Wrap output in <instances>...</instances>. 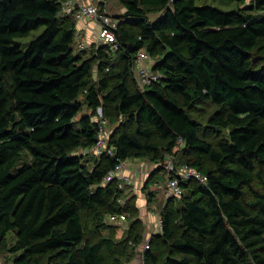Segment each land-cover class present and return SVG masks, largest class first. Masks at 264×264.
<instances>
[{
  "label": "trees",
  "instance_id": "trees-1",
  "mask_svg": "<svg viewBox=\"0 0 264 264\" xmlns=\"http://www.w3.org/2000/svg\"><path fill=\"white\" fill-rule=\"evenodd\" d=\"M64 1L0 0V254H14L12 264H122L142 234L116 240L103 230L122 224L109 215L127 223L135 198L119 179L103 180L129 159H147L159 173L173 154L176 169L207 181L189 180L168 198L144 264H264V64L253 54L264 39V0L229 9L118 0L117 50H75L77 22L61 14ZM140 50L158 73L143 91L132 70ZM100 117L113 152L97 156L86 151ZM209 131L226 138L212 144Z\"/></svg>",
  "mask_w": 264,
  "mask_h": 264
},
{
  "label": "built area",
  "instance_id": "built-area-1",
  "mask_svg": "<svg viewBox=\"0 0 264 264\" xmlns=\"http://www.w3.org/2000/svg\"><path fill=\"white\" fill-rule=\"evenodd\" d=\"M61 14L72 16L77 24L84 23V28L89 24V30L92 31L94 35L93 39L88 36L81 34V30L77 27L76 30V42L77 49H85L90 43H95L97 45H108L112 50H117L120 46L117 43L115 37V30L118 27L119 19L110 16L105 12H100L97 3L87 2L86 0H65L61 3ZM91 23V24H90ZM93 26V27H92ZM153 60L150 55L144 51L140 50L136 54V59L133 65V73L137 83V86L141 91L144 90L148 85L155 82L158 75L152 70ZM99 116H101V110L99 109ZM106 120L100 117L99 121V138L96 143L86 152H90L94 155H101L104 152L112 154L113 147L108 148L107 144V133L105 131ZM181 143L178 144L177 149H179ZM125 165V161L119 162L113 170L109 171L103 180V184L117 178L121 182L118 187L123 189L124 185L130 183V180L123 178L121 171ZM162 171L165 174V190L168 197H180L183 194L182 184L189 180H197L201 183L207 181V177L197 171L194 168L188 166H182L180 168H175L174 165V155L169 154L161 163ZM118 201L122 202L120 198ZM109 222L124 223L126 221L125 214L109 215ZM158 226L161 229L162 220L158 218ZM149 246L146 244L145 246Z\"/></svg>",
  "mask_w": 264,
  "mask_h": 264
},
{
  "label": "rangeland",
  "instance_id": "rangeland-1",
  "mask_svg": "<svg viewBox=\"0 0 264 264\" xmlns=\"http://www.w3.org/2000/svg\"><path fill=\"white\" fill-rule=\"evenodd\" d=\"M244 3L243 6L247 5L248 2L250 0H242ZM238 1L236 0H199L198 5H200L201 3H207V4H216L217 6H220L223 9H229V8H233L235 6V4ZM105 11L108 15L113 16V17H118L120 15H122L125 12L124 7L121 5V3L118 0H106L105 2ZM158 16V13H156L155 11H151L149 12V17L151 20L155 19ZM42 28L36 30V31H32L30 33V35H28L27 37L24 38H20L21 42L26 44L28 43L34 36H37L40 32H41ZM76 36V33H75ZM74 49L76 50L78 48L77 46V42H76V37L74 38ZM253 54H254V58L260 63V64H264V39L259 40L256 48L253 50ZM94 74L93 77L96 78L97 77V68L95 67L94 64ZM157 73V72H156ZM158 74V73H157ZM89 113V110L85 107L82 106L81 108V113ZM226 132L222 131L219 133H213L212 131H209V135L207 136V140H209L212 144H218V141L220 140V138H226L225 137ZM96 156L92 155V156H86L85 160H86V164L87 167L89 169H91L93 167L94 164V158ZM128 163L129 165H134L136 167H143V166H150V165H155L153 163H151L149 160L147 159H129L127 161H125V163ZM183 166V165H182ZM150 167H148L149 169ZM147 169V171H148ZM161 173V172H159ZM161 176L164 177L165 179V174L163 173ZM157 178H159V176H157ZM156 178V179H157ZM254 186L257 188L258 186L260 187V183L258 180H255L254 182ZM152 189V191H150ZM165 188V187H164ZM124 194L128 197H130V195L134 196L135 198V210H131L129 213V219L127 223L121 224V225H115V226H110L109 228H104L103 230V234L105 236H109L111 238H115L116 240H123L125 238V236L127 235V233L130 231L131 235L129 236H133V234H135V232H140L143 236V240L141 241V243H139V245L135 246V250L132 254V256L126 255L121 259L122 264H144L143 259H144V250L146 249V244L148 245V241L149 239L146 237V233L145 230H147V228L145 227L147 225L146 219L144 218L143 215L144 214L143 210L141 209V206H145L147 211L150 212H157L158 218L160 210L167 205V200L168 197L166 195V190H156L154 189V187L152 186V183L149 184L148 187H146V185H144V178L142 177L137 183H135V185L133 183H128L126 188H124ZM160 192V194H159ZM166 198V199H165ZM141 204L138 205L137 204ZM148 204V205H147ZM175 204V203H174ZM146 211V212H147ZM86 218L88 219L90 217L89 213H85ZM99 221H96L95 223H98ZM132 222H135V229H133L131 231V229H129L132 226ZM158 224V223H157ZM92 231L90 230V228L86 229V235L87 237H91ZM153 236V235H152ZM150 238V237H149ZM8 240L9 243H14L15 239L14 237L9 234L8 235ZM128 247H131V242H129V244L127 243ZM130 253V250L128 251L127 254ZM14 259V254L9 253V252H3L0 254V264H12ZM161 262L159 261L158 264H160Z\"/></svg>",
  "mask_w": 264,
  "mask_h": 264
},
{
  "label": "crops",
  "instance_id": "crops-1",
  "mask_svg": "<svg viewBox=\"0 0 264 264\" xmlns=\"http://www.w3.org/2000/svg\"><path fill=\"white\" fill-rule=\"evenodd\" d=\"M87 2H92V3H98L100 0H86ZM84 23L80 22L77 24V27L81 30V34H84L86 36H88L90 39H93L94 35H92V31L89 30V24L87 27L84 28ZM91 24V23H90ZM93 27V26H92ZM148 167H150L148 169ZM158 168V165H150V166H143V167H136L134 165H129L127 162L125 163L122 171H121V175L123 178H127L130 180V184L133 183L135 185V183H137L142 177L144 178V185H146V183L149 181V178L153 177L155 180L152 183V186L154 187V189L156 190H164L165 188V179L163 176H161L163 174L162 171H160L161 173H158L156 170ZM148 169V171H147ZM157 172V173H154ZM154 174V175H153ZM157 176H159V178H157ZM157 178V179H156ZM153 188H151L150 191H152ZM160 194V192H159ZM166 199V198H165ZM138 204V202H137ZM141 205V204H138ZM148 205V204H147ZM142 210L144 211L143 213L146 215H143L144 218L146 219L147 225L145 226L147 228V230H145L146 233V237L149 239V237H151L152 235H158L161 233V229L158 226V215L157 212H150L147 211L146 207L141 206ZM147 211V212H146Z\"/></svg>",
  "mask_w": 264,
  "mask_h": 264
}]
</instances>
